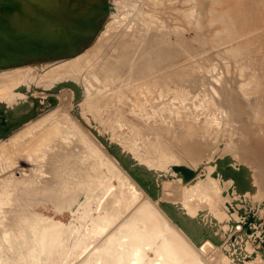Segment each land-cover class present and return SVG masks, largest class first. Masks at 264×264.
Listing matches in <instances>:
<instances>
[{"label": "bare ground", "instance_id": "6f19581e", "mask_svg": "<svg viewBox=\"0 0 264 264\" xmlns=\"http://www.w3.org/2000/svg\"><path fill=\"white\" fill-rule=\"evenodd\" d=\"M117 1L0 0V65L54 46L75 52L77 35L92 32L104 11L117 12ZM126 1L133 13L106 19L89 49L53 66L0 67L6 121L15 128L30 119L0 136V264H264L254 241L263 238L264 63L251 61L255 73L226 62L248 32L230 18L214 29L220 10L191 0L177 11L195 42L163 13L177 0ZM108 103L119 110L111 114ZM124 106L158 131L150 148L136 150L112 131L124 124ZM75 116H87L95 136ZM19 150L28 158L13 164L21 176L9 167ZM186 156L196 166L186 164L194 172L185 179L175 165ZM33 193L50 195L53 208L19 209Z\"/></svg>", "mask_w": 264, "mask_h": 264}, {"label": "rangeland", "instance_id": "374dc122", "mask_svg": "<svg viewBox=\"0 0 264 264\" xmlns=\"http://www.w3.org/2000/svg\"><path fill=\"white\" fill-rule=\"evenodd\" d=\"M104 1H105L106 5H110V3H113L114 4V0H104ZM208 1L211 3L210 4L208 2V5H209L210 8L212 6V8L214 7L217 11L218 10L221 11V12L218 11V16H214L212 13L210 14V17L214 16L215 19H213V18L212 19L214 21H216V22H213L212 19L209 21V22L212 21V23H209L210 25L212 24L211 27H213L214 29H218L219 26H220V24L221 25L222 24L224 25V23H226L229 26H231V24H229V21L231 20L230 22L233 23V26H236V28L239 29L240 32H244V31L246 33L248 32L247 36H245L246 38L244 37V38L241 39L243 41L245 39L246 40L244 42L239 40V42H238L239 44H242V45H241V48L239 49L237 58H233L230 55L229 57H227V59H228V60H226V62L228 61L227 64L230 65L232 68H236L237 67L238 69L241 68V66L242 67L244 66L243 70L244 69H247V71L250 70V71H253V72L257 73L256 70H254V67L250 63H251V61L257 62L258 60H261L264 63V60H263L264 59V8H262V7H264V0H262V1L261 0H235V2L238 1L236 3L234 2V0H226V1L224 0L225 2H223L222 0H218V1L215 0L216 2L214 0L213 1L212 0H208ZM239 1H241L242 4L240 2V5H239ZM219 2L221 4H219ZM234 3H235V5H234ZM191 4H192L191 0H188L186 3H183L181 0H177V1H175L171 5H165V6L162 5L161 8L164 9V11H163L164 14L165 13L166 14H170V15H173L176 19H179L178 20L179 21V24H180V26H183V32H184L185 36L187 37V39H190L192 41H195L193 38H194L195 35H197V31L195 29H193L190 24L186 23L185 20L180 19V18H182V15H181L180 12L177 11L178 8H184L185 6H190ZM227 4L229 6L230 5H232V6L229 7V6H227ZM144 5H145L144 7H146V4L145 3H144ZM175 5H177V6L174 7ZM115 6H117L116 7L117 12L114 11V10L113 11H110V12H109V10L104 11V13L101 16H99L98 24H97V26L95 27V29L92 32H88V33H85V34H78L77 35V37H76V51L75 52H73V53H66L63 50L62 51H57L58 47L54 46L52 49L56 50V52L43 53V52L39 51V52H37V53L34 54L35 56L32 54L30 56H27L23 60L16 61V62H9V63H7L5 65H0V67L3 66V67H7V68L9 67L10 68V67H15V66L24 65V64H37L39 62H43L42 64H47L48 63L49 66H53L56 63L60 62V60L67 59V58H69V56L71 57L72 55L75 56V55L81 53L84 49H89L90 46L95 41V39L98 37V34L99 35L101 34V30H102L101 26L104 24V22H105L106 19L115 18V20H117V19H119V20L121 19L122 20V19H124L126 17V15L128 13H133L132 12L133 11L132 8L129 6L128 1H126V0H118L115 3ZM217 6H220L221 8L220 7H217ZM224 6L226 7V10H224ZM238 7H241V8H238ZM174 9H176V10H174ZM229 9H230V12H231V16L230 17L227 16L228 15L227 14V11ZM236 9H239V10H236ZM223 10H224V12H222ZM231 10L232 11H236V13L232 12ZM110 13H111V15H110ZM232 13H233V17H232ZM224 14H225V16H224ZM234 14H235V16H237L238 19H236V17L234 16ZM237 14H240V15H237ZM116 16L119 17V18H117ZM238 16H240L241 18L238 17ZM234 17H235V19H234ZM227 18H230L229 21H228ZM231 18L233 20H235V21L233 22V20ZM220 20L222 21L221 23L219 22ZM240 21L242 23H240ZM218 22H219V24H218ZM237 24L238 25L240 24V25L238 26ZM225 34L226 33H223L222 36L225 35ZM226 35L227 36H230L229 35V32ZM247 37H248V39H247ZM246 41H248V42H246ZM250 42H252V43H250ZM242 46H243V48H242ZM231 47H233V45ZM212 48H214V47H212ZM247 55H249V57ZM110 57H112V55H110ZM229 60H230V62H229ZM237 63H238V65H237ZM246 63H247V66H245ZM48 65L47 66H44V68L49 67ZM261 69H264V67H262ZM37 76H40V73H38ZM15 80H17V79H15ZM42 87H43L42 86V83L36 84V89H37L36 92H37L38 95H43L44 94V91H42L43 90ZM57 101H56L57 102L56 105L59 104L60 99L57 100ZM108 104H111V103H108ZM112 106H114V107H112ZM108 107L111 110L110 111L111 114H114L116 111L119 110L117 106L115 107V105H112V104L111 105H108ZM130 107L131 106H124L122 108V111H124V113H120L119 116L121 117V119H122V117L125 119V120H123L124 121V124L123 125H120L119 123H116L114 125V127H116V128H113L112 127V131H115L116 130V132L119 131V132L123 133L122 136L126 139V140L124 139L126 141V143H130L131 142L132 146L135 147L136 150L141 151L143 149L150 148L149 145L151 144V141H153V142L155 141L156 136L158 134V131L157 130H154L142 118H140L139 116L133 114ZM128 110H129V112H128ZM41 111L42 110H39L38 112H41ZM74 113L75 112H73V114ZM123 114H125L127 116V118H125L124 117L125 115H123ZM75 117L77 118L79 124L83 128H87L88 131L91 134H93L92 132H94V131L91 132V130L89 129V126H88V122L89 121H88L87 116L82 117L84 119H87L86 120L87 122L84 119L79 118V116H75ZM70 119H72V117H70ZM28 121H30V119ZM28 121H26V122H28ZM26 122L22 123L21 125L25 124ZM113 123H115V120L114 121H111V124L112 125H113ZM133 123L136 124L137 126L134 125ZM21 125H18L15 128H18ZM95 125H96V127H98V130H100V132H102L103 134L105 133L104 135H107L106 132H103V128H102V126L99 123H95ZM106 125H107V123H106ZM138 125L141 128V130L139 129ZM145 130H147V132ZM94 134H95V132H94ZM124 134H126V135L124 136ZM148 136H149V138H148ZM131 138L133 140H131ZM164 140L169 145H171L173 147L175 153L176 152H179L180 154H184L181 151V149L175 144V142L172 139H169V138L166 139L164 137ZM222 140L225 141V138L222 137ZM220 144H222V142ZM248 145H249V148L251 147V149H252L253 152H256L257 154H260L259 150L255 147L253 141H249L248 142ZM21 150H23L24 152L26 151L25 148H22ZM23 151H20L19 150V151H17L18 153L16 152L14 154V156L11 158L12 159L11 165L9 166L10 169H13L12 171L17 176H21V175H20V173L18 174L17 170H15L14 165H13L14 162L16 161L15 163H16V169H17V168H19V166H24L25 165V161L28 160L26 153L24 154ZM185 160H184L183 163L190 164L193 167L196 166V165L193 164L192 160L189 159L187 156H186ZM12 165H13V167H12ZM201 170H203V169H201ZM169 186H170V184L168 185V187ZM246 200H248V198ZM54 204H55V202L50 197V195H48L46 193H33L30 196H28L27 198H25L24 201H22V203L18 206V208L21 209V210H23V211H26V212H30L32 210L33 211H35V210H42V209H43L42 211H46V210L48 211L49 209L53 208L52 206ZM258 205L261 207V208L259 207L261 213L258 214V217L260 218V222L263 223V229H264V203L263 204H258ZM38 207H39V209H38ZM255 207L256 206H254L253 209ZM66 217H68V218L70 217V211H66ZM262 235H264V233H262ZM7 249L11 253H14V251L11 248H7ZM210 250L213 251L212 250V247H210L209 249L207 248L206 251L211 253Z\"/></svg>", "mask_w": 264, "mask_h": 264}, {"label": "water", "instance_id": "95a60500", "mask_svg": "<svg viewBox=\"0 0 264 264\" xmlns=\"http://www.w3.org/2000/svg\"><path fill=\"white\" fill-rule=\"evenodd\" d=\"M57 51H62V49H60V48H58L57 49ZM41 52H43V53H48V52H56V50H54V49H51V50H48V51H45V50H41ZM39 111V110H38ZM0 136H2L3 134H4V132L5 131H7V130H9V129H13L14 128V126H15V124H16V122H14V123H12L11 124V122L12 121H15L14 119L12 120V119H10L11 121H9V122H7L6 121V115H4V113H3V111H1L0 110ZM1 130H2V132H1ZM175 168H177V169H179V170H181L182 172H183V178H188V177H190L192 174H193V172H194V169H192L190 166H188V165H186V164H181V165H175ZM234 204H235V202H229V201H226V205H227V207H228V209L229 210H233V208H234ZM239 208L241 209V208H243V206L241 207V206H239ZM248 210H249V213H250V217L249 218H252L253 217V214H255V209H253V207H251V208H248ZM70 214H71V211H70ZM258 217V216H257ZM258 219H259V221H258V223H261L260 222V218L258 217ZM251 220H248L245 224H244V226H246V227H248L249 226V222H250ZM262 224V231L260 230V235L263 237L262 239L260 238V237H255V239H254V241L256 242V241H259V243H260V245L262 246V247H264V235H262V233H264V229H263V223H261ZM249 228V227H248ZM250 231L252 232V230L250 229ZM250 233V232H249ZM235 238V235L233 234V235H231V239H234ZM150 254H153V252L150 250Z\"/></svg>", "mask_w": 264, "mask_h": 264}]
</instances>
